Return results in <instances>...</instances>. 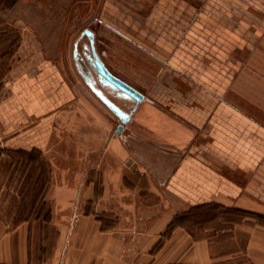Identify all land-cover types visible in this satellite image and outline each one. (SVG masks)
Wrapping results in <instances>:
<instances>
[{
	"label": "crops",
	"instance_id": "1",
	"mask_svg": "<svg viewBox=\"0 0 264 264\" xmlns=\"http://www.w3.org/2000/svg\"><path fill=\"white\" fill-rule=\"evenodd\" d=\"M20 1L0 0L5 31H21ZM95 1L102 22L123 38L119 48L157 82V99L153 91L144 95L123 136L116 129L97 140L94 125L92 140H77V160L107 155L100 188L92 179L80 192L93 193L91 201L103 192L134 195L123 206L127 217L110 209L115 222L97 216L93 204L74 233L70 263L264 264V216L253 213L264 209V59L245 57L254 30L234 19L251 0ZM50 44L24 40L11 57L0 140L14 150L47 154L64 122L84 121V98L72 81L74 55L59 59L47 51ZM199 208L251 213L199 235L181 222V214ZM40 221L0 218V264H38ZM114 223L133 227L125 233L106 227Z\"/></svg>",
	"mask_w": 264,
	"mask_h": 264
},
{
	"label": "rangeland",
	"instance_id": "2",
	"mask_svg": "<svg viewBox=\"0 0 264 264\" xmlns=\"http://www.w3.org/2000/svg\"><path fill=\"white\" fill-rule=\"evenodd\" d=\"M247 2L245 15L234 17L254 30V33H250L254 36L253 46L246 49L245 57L249 58L255 53L264 59V0ZM19 8L20 32L5 31L0 17V99L10 94L4 83H8L7 78L12 67L11 57L17 52L19 42L49 41L53 48L47 51L53 55L56 53L59 59L72 57L77 44L86 60L85 46L90 50V36L85 33L87 29L94 32L97 52L109 70L140 90L146 98H150L147 94L153 91V99H157V82L149 80L136 62L125 54V50L119 48L116 42L123 38L102 22L103 18L99 15L95 0H21ZM31 24L53 29L50 33L34 32ZM74 62L76 73L72 76V81L84 98V121L64 122V125L57 129L47 154L40 149L29 147L14 150L13 146L6 145L5 140H0V218L13 223L26 218H41L40 223L38 222L40 231L35 237L38 264H71L69 250L74 233L81 223V218L92 211L93 204L97 216H111L115 222L118 215L115 217V211L110 209H123V215L127 217L130 209H124L123 206L126 207L125 202L134 195L125 192L115 195L103 192L96 194V201H91L93 193L79 191L82 183L86 185L92 179L96 181L97 188H100L107 155L104 152H96L86 155L85 159L77 160V147L80 148V142L77 140H92L94 125L97 140H107L121 121L87 84L75 57ZM86 63L90 67L87 60ZM261 71L264 75V64L261 65ZM96 85L123 109L132 111L131 116L134 107L137 108L143 101L136 104L134 100L118 96L99 82H96ZM129 124L130 120L117 136H123ZM81 125L84 128H81ZM89 146L90 144L86 143L85 149ZM87 151L85 150L86 154ZM96 202L101 204L96 207ZM222 210L199 208L181 214V222L196 234L204 235L206 232L217 233L223 228H230L237 219L251 213L247 209H239L234 213ZM253 213L263 217L264 209ZM106 227H116L119 232L125 233L133 226L114 223L106 224ZM134 227L138 229L140 226ZM207 227L211 230L206 231ZM125 254L126 250L122 247L117 252V258H124Z\"/></svg>",
	"mask_w": 264,
	"mask_h": 264
},
{
	"label": "water",
	"instance_id": "3",
	"mask_svg": "<svg viewBox=\"0 0 264 264\" xmlns=\"http://www.w3.org/2000/svg\"><path fill=\"white\" fill-rule=\"evenodd\" d=\"M85 33L90 36V50H85L84 54L91 68L88 67L86 60L83 54L79 51L77 44L74 48V57L76 59V64L83 78L95 92V94L120 118L121 122L118 124V128L116 130V133L120 134L125 126V123L130 120L132 111H126L115 101H113L104 93L101 88L96 85V82H99L106 88H110L113 93L117 94L120 97L134 100L136 104L144 99V94L109 70V68L106 66L105 62L97 52L94 32L90 29H87ZM85 47L88 48V46ZM93 71L95 72V74Z\"/></svg>",
	"mask_w": 264,
	"mask_h": 264
},
{
	"label": "flooded vegetation",
	"instance_id": "4",
	"mask_svg": "<svg viewBox=\"0 0 264 264\" xmlns=\"http://www.w3.org/2000/svg\"><path fill=\"white\" fill-rule=\"evenodd\" d=\"M85 50H87V48H86V47L84 48V51H85Z\"/></svg>",
	"mask_w": 264,
	"mask_h": 264
},
{
	"label": "bare ground",
	"instance_id": "5",
	"mask_svg": "<svg viewBox=\"0 0 264 264\" xmlns=\"http://www.w3.org/2000/svg\"><path fill=\"white\" fill-rule=\"evenodd\" d=\"M109 90H110V88H109Z\"/></svg>",
	"mask_w": 264,
	"mask_h": 264
}]
</instances>
